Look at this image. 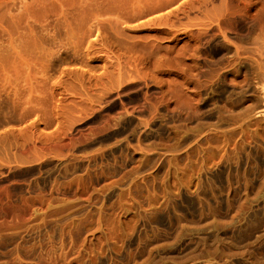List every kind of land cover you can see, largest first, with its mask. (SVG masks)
I'll use <instances>...</instances> for the list:
<instances>
[{"label": "rangeland", "instance_id": "rangeland-1", "mask_svg": "<svg viewBox=\"0 0 264 264\" xmlns=\"http://www.w3.org/2000/svg\"><path fill=\"white\" fill-rule=\"evenodd\" d=\"M0 264H264V0H0Z\"/></svg>", "mask_w": 264, "mask_h": 264}]
</instances>
